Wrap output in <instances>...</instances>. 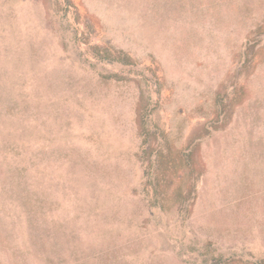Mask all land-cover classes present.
<instances>
[{"label":"rangeland","instance_id":"1","mask_svg":"<svg viewBox=\"0 0 264 264\" xmlns=\"http://www.w3.org/2000/svg\"><path fill=\"white\" fill-rule=\"evenodd\" d=\"M66 1L0 0V69L29 96L4 124L24 114L36 135L24 163L33 236L25 193L5 173L15 156L0 153V264L264 260V0ZM94 46L133 62L100 60ZM217 92L231 118L200 141L201 175L170 168L157 188L168 198L156 199L144 150L188 151ZM192 183L177 204L172 191Z\"/></svg>","mask_w":264,"mask_h":264},{"label":"trees","instance_id":"2","mask_svg":"<svg viewBox=\"0 0 264 264\" xmlns=\"http://www.w3.org/2000/svg\"><path fill=\"white\" fill-rule=\"evenodd\" d=\"M68 4H71V0L66 1ZM93 52L99 57L100 60L108 61V62H116L121 63L124 65L132 64V58L124 51H117L116 54L111 53L107 48H103L101 46H94L92 47ZM102 50V53L100 51ZM0 71L8 73L6 80H0V153H4V157H1V160H5L9 153H13V160L11 163L7 165V169L5 171L7 177H12L14 181L16 177V181L12 184L14 186H18L22 189L24 194V205L26 206V229L28 230V235L33 236V225L32 220L33 217L36 218V214L32 209L31 199L32 196L36 194V179L33 180L31 176L32 169L25 165V161L28 160L29 155L32 154V145L33 141L36 138L34 129L27 125L25 122V117L21 114L20 118L13 124L12 126H8L4 124L5 116L7 114L16 115L17 113L20 114L23 109L26 107L24 103L26 102L28 95L25 94L23 96L17 91V83L13 82V77L9 75L11 71H8V68L4 71V69H0ZM240 87H236L233 90V93L237 94ZM226 101L222 98L220 92H217L214 96L213 103L210 107L211 112L202 115L201 117L205 118V123L199 126L196 130L192 131L188 137V145L192 144V147L188 151H179L169 148L168 153L166 155L162 152V146L160 145V141L156 146H148L145 150V160H147V169H148V185L153 187V192L156 195H161L162 193L157 189L161 186L160 179L164 178L168 173L170 168L173 170L178 171L183 170V173H180L181 176H187L194 181L201 175V169L195 162V155H197L198 147H200V141L205 137H209L214 132L223 131L229 125L230 118H231V111H232V101L229 99L226 93ZM22 103V108L20 109L19 104ZM16 109V112L14 111ZM228 110L230 112H228ZM138 129L140 130V134L143 135L146 139L148 136V130L145 128L146 120L141 116L138 112ZM198 132V133H197ZM159 136H156L155 140H158ZM194 140L196 141L195 144L193 143ZM194 144V145H193ZM12 151V152H9ZM25 153L21 157V154ZM178 153L181 154L179 156V161L176 163V159L178 157ZM21 158V159H18ZM0 160V163L2 161ZM30 160V158H29ZM22 163V164H21ZM3 173V171H1ZM34 172V171H33ZM164 176V177H162ZM33 182V184L31 182ZM192 183L189 187L183 189L182 187H176L172 191V197H176V203L182 204L184 198L188 195H193L195 193V186ZM11 184V183H10ZM26 190V191H25ZM160 197V196H159ZM170 197V196H169ZM168 198V193L163 192L161 195V200L164 202ZM10 202H8L9 204ZM27 204H30L27 206ZM153 204H157L153 203ZM163 208V206L161 205ZM48 211V210H47ZM7 212L11 215V219L15 220L18 219L20 222L23 220L19 214L14 211V209L8 208ZM35 224H39V226L34 227V231L38 229L41 230L40 225L42 226V233L50 235V228L47 226L49 224L36 222ZM40 231V233H41ZM41 233V234H42ZM45 260L50 264H57L52 257L45 256ZM238 261V262H237ZM233 261L232 259H211V262L207 264H236V263H246L247 261ZM248 263V262H247ZM249 264H264V260H256L251 261Z\"/></svg>","mask_w":264,"mask_h":264}]
</instances>
